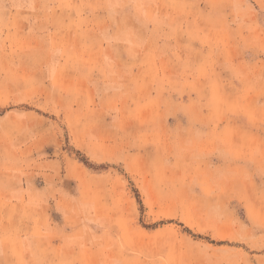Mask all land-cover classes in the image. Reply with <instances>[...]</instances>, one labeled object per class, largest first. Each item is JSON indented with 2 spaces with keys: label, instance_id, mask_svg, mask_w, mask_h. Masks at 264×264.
I'll list each match as a JSON object with an SVG mask.
<instances>
[{
  "label": "rangeland",
  "instance_id": "374dc122",
  "mask_svg": "<svg viewBox=\"0 0 264 264\" xmlns=\"http://www.w3.org/2000/svg\"><path fill=\"white\" fill-rule=\"evenodd\" d=\"M0 264H264V0H0Z\"/></svg>",
  "mask_w": 264,
  "mask_h": 264
},
{
  "label": "trees",
  "instance_id": "16d2710c",
  "mask_svg": "<svg viewBox=\"0 0 264 264\" xmlns=\"http://www.w3.org/2000/svg\"><path fill=\"white\" fill-rule=\"evenodd\" d=\"M80 161L85 165L87 166L88 168H92L91 165H89L86 161L80 159ZM189 233V231H187ZM190 234V233H189Z\"/></svg>",
  "mask_w": 264,
  "mask_h": 264
}]
</instances>
